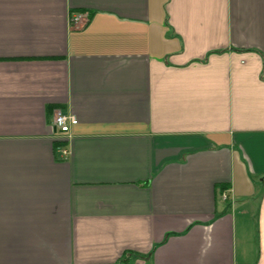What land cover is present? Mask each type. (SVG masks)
<instances>
[{
	"label": "crops",
	"instance_id": "0c3cea01",
	"mask_svg": "<svg viewBox=\"0 0 264 264\" xmlns=\"http://www.w3.org/2000/svg\"><path fill=\"white\" fill-rule=\"evenodd\" d=\"M0 264H264V0H0Z\"/></svg>",
	"mask_w": 264,
	"mask_h": 264
},
{
	"label": "built area",
	"instance_id": "2783aa9c",
	"mask_svg": "<svg viewBox=\"0 0 264 264\" xmlns=\"http://www.w3.org/2000/svg\"><path fill=\"white\" fill-rule=\"evenodd\" d=\"M89 21L88 17L85 14H75L70 18V23L77 26L79 24H86ZM78 124L76 117L72 115H66L62 113H57L53 120V125L55 130L64 136H69L72 127ZM63 156L67 155L66 150H61ZM223 199H227L226 194H223Z\"/></svg>",
	"mask_w": 264,
	"mask_h": 264
}]
</instances>
